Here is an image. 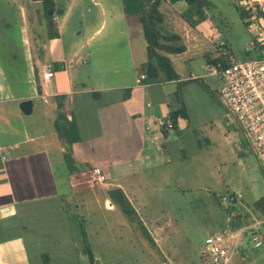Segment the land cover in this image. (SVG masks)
Segmentation results:
<instances>
[{"label": "crops", "instance_id": "1", "mask_svg": "<svg viewBox=\"0 0 264 264\" xmlns=\"http://www.w3.org/2000/svg\"><path fill=\"white\" fill-rule=\"evenodd\" d=\"M43 1L29 0L38 19ZM17 2L20 19L27 20L23 0ZM53 2L55 30H47L44 49L37 46L35 31L21 22V44L11 51L13 58L15 50L23 48L27 90L14 91L19 76L7 72L0 60V264H109L102 229L108 228V236L118 244L143 243L148 237L145 220L150 227H161L157 216L142 218L152 212V182L198 157L204 150L201 140L211 145L214 129L227 118L221 86L207 81L220 78L207 76V67L222 56L208 57L204 72L197 74L185 60L176 59L187 53L186 47L182 53L166 54L178 77L149 83L141 71L147 62L144 39L129 44L123 70L119 55L106 48L100 56L93 55L100 63L95 70L85 72L74 66L89 62V53L81 55L85 44L69 52L62 39L60 20L71 18L74 0L66 6ZM165 2L179 16L185 7L184 2ZM106 26L103 20L89 41ZM195 29L206 38L214 35L213 28ZM8 38L0 33V43L7 45ZM48 70L53 76L45 79ZM94 74L100 77L94 79ZM29 99L33 113L26 116L19 105ZM71 124L78 140H72ZM96 170L106 183L95 182ZM136 227L141 237L135 235ZM125 251L118 245L112 260L133 257Z\"/></svg>", "mask_w": 264, "mask_h": 264}, {"label": "rangeland", "instance_id": "2", "mask_svg": "<svg viewBox=\"0 0 264 264\" xmlns=\"http://www.w3.org/2000/svg\"><path fill=\"white\" fill-rule=\"evenodd\" d=\"M56 1L61 6H66L68 2ZM209 1L211 4L207 10L212 17L209 28L214 29V35L207 34L208 38L199 30L190 27L177 12L173 14L169 11L170 6L165 0H162L161 4V11L165 15L164 29L180 35L181 40L177 44L188 49L186 54L176 56V59L185 60L188 69L194 70L197 74L204 72L208 57L222 56L225 60L239 62L255 55L246 52V48H251L253 37L248 31L247 18H241L243 9L239 5V0ZM17 3V0H0L2 13L0 33L9 37L7 45L0 43V60L7 72L19 76L14 81V91L21 93L28 88L27 68L22 61L23 48L20 47V51L15 50V57L10 56L14 45L18 48L21 44V22H24V27L29 24L35 31L37 46L41 50L47 42L46 35L50 27L44 7L39 9L41 16L38 19L31 10L29 0H23V12L26 13L27 19L25 20L19 17ZM96 3H103V6ZM74 4L75 9L71 18L66 22L60 20L63 43L69 52L74 45L85 44L81 55L84 58L87 53L90 55L89 62L75 63L74 66L85 72L94 71L100 63L92 60L93 55L100 56L103 49L111 48L119 55L120 70L127 67L129 44H138L139 41L143 43L145 39L138 16L125 13L122 0H74ZM103 8H106V15ZM110 8L113 9L111 12ZM169 13L173 14L171 22ZM103 20H107L106 28L104 27L103 32L89 41L88 38L100 27ZM111 30L115 33L112 37ZM79 32L81 34L78 37L75 33ZM99 77L100 75L94 74V79ZM207 81L210 84L216 83V87L223 86L221 78ZM222 105L227 116V108ZM36 116L37 112L25 119L30 121ZM206 143L205 140H201L204 150L192 162L177 165L174 171L166 172L164 178L152 182L151 191L154 193L151 201L152 212L145 213L142 218L147 216L150 220L149 216H157L155 218L161 227H150L149 221L145 220L148 237H145L143 243L124 241L118 244L115 238L108 236V228L102 229L103 237L108 238L104 244V256L108 257L106 263L208 264L207 256L202 253L206 239L210 235L233 229L232 223L238 220L234 218V214H246L250 211V218H244L243 224L252 223L253 219L264 221V209H257L258 203L264 198V170L258 158L249 149L238 125L230 123L227 118L222 119L220 125L214 129L211 145L208 146ZM95 182L98 183L96 180ZM229 192L241 194V201L237 204L222 202V197ZM258 228L264 231V222ZM135 235L137 237L143 235L138 227L135 229ZM118 245L130 251L133 257L126 261L112 260ZM252 263L264 264V248L253 250L251 245L244 244L241 252L230 264Z\"/></svg>", "mask_w": 264, "mask_h": 264}, {"label": "built area", "instance_id": "3", "mask_svg": "<svg viewBox=\"0 0 264 264\" xmlns=\"http://www.w3.org/2000/svg\"><path fill=\"white\" fill-rule=\"evenodd\" d=\"M239 5L248 13V31L253 37L251 48H246V52L255 55L239 62L231 60L226 67L221 63L209 65L207 76L223 80L219 96L227 108V120L238 125L264 170V0H239ZM52 76L51 70L44 73L45 79ZM141 78L145 79V76ZM173 127L172 122L167 123L169 130ZM95 173L98 183L106 182V177L99 170ZM241 199V194L229 192L222 197V202L237 204ZM263 222L253 219L252 223L210 235L202 252L207 256L208 264H230L244 244L251 245L253 250L263 249L264 231L258 228Z\"/></svg>", "mask_w": 264, "mask_h": 264}, {"label": "trees", "instance_id": "4", "mask_svg": "<svg viewBox=\"0 0 264 264\" xmlns=\"http://www.w3.org/2000/svg\"><path fill=\"white\" fill-rule=\"evenodd\" d=\"M171 3L184 2L185 7L181 10V18L191 27H204L206 29L212 23V17L208 12L209 0H167ZM162 0H123L124 10L127 14L139 16L143 28L144 38L147 43V62L142 66L141 71L147 75V82L158 83L174 80L178 77L173 64L166 54H177L185 51V46L178 45L180 36L176 33L168 32L164 29V15L160 11ZM43 5L46 16L49 19L50 30H55L52 22L53 16H49V11H55L53 0H44ZM241 18H248V13L241 10ZM221 63L223 67L229 65L230 61L222 58L216 59L212 65ZM174 120V119H172ZM73 133L72 140H78V132L74 124H71ZM258 210L264 209V198L257 205ZM129 214L128 211H124ZM238 219L232 223L233 228L240 227L244 218H250V214H239L234 216ZM91 255V253H90ZM93 260V257H91Z\"/></svg>", "mask_w": 264, "mask_h": 264}, {"label": "water", "instance_id": "5", "mask_svg": "<svg viewBox=\"0 0 264 264\" xmlns=\"http://www.w3.org/2000/svg\"><path fill=\"white\" fill-rule=\"evenodd\" d=\"M53 14V11H49V16ZM20 110L26 116L33 113V101L31 99L22 101L19 105Z\"/></svg>", "mask_w": 264, "mask_h": 264}]
</instances>
